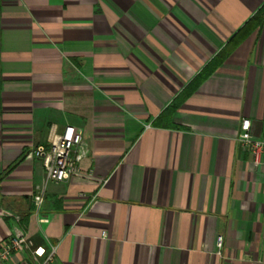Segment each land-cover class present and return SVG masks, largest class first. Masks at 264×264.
I'll return each instance as SVG.
<instances>
[{"label":"crops","instance_id":"0c3cea01","mask_svg":"<svg viewBox=\"0 0 264 264\" xmlns=\"http://www.w3.org/2000/svg\"><path fill=\"white\" fill-rule=\"evenodd\" d=\"M263 5L0 0V246L24 230L52 264H264V155L238 142L244 118L264 139ZM66 125L80 171L46 181L30 151Z\"/></svg>","mask_w":264,"mask_h":264},{"label":"built area","instance_id":"2783aa9c","mask_svg":"<svg viewBox=\"0 0 264 264\" xmlns=\"http://www.w3.org/2000/svg\"><path fill=\"white\" fill-rule=\"evenodd\" d=\"M238 142L244 150L252 153L253 161L257 166L262 163L264 139L252 134L249 118L242 120ZM82 143L83 131L74 125H66L61 133L50 137L48 144H39L32 148L30 153L43 159L46 181H66L80 171L82 154L79 151ZM38 189V193L34 196L36 213L40 211L45 199V186H39ZM103 234L106 232L104 231ZM224 245V236L219 234L216 241V253L219 256H223ZM23 251L27 252V256L22 255ZM15 254L20 255L21 259L13 264H52L58 254V245L52 243L46 246L35 245L26 231L17 230L0 246V264H10Z\"/></svg>","mask_w":264,"mask_h":264},{"label":"trees","instance_id":"16d2710c","mask_svg":"<svg viewBox=\"0 0 264 264\" xmlns=\"http://www.w3.org/2000/svg\"><path fill=\"white\" fill-rule=\"evenodd\" d=\"M255 19H261V22L263 23L264 21V5L259 9V11L252 17V19H250V21H248L247 24H249L252 20ZM246 24V25H247ZM223 53V51L221 52ZM220 53V55H221Z\"/></svg>","mask_w":264,"mask_h":264}]
</instances>
